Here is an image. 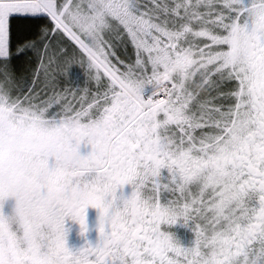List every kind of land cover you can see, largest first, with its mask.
Returning <instances> with one entry per match:
<instances>
[{
	"label": "snow or ice",
	"instance_id": "6c2138e0",
	"mask_svg": "<svg viewBox=\"0 0 264 264\" xmlns=\"http://www.w3.org/2000/svg\"><path fill=\"white\" fill-rule=\"evenodd\" d=\"M0 264H264V0H0Z\"/></svg>",
	"mask_w": 264,
	"mask_h": 264
},
{
	"label": "flooded vegetation",
	"instance_id": "af4514ba",
	"mask_svg": "<svg viewBox=\"0 0 264 264\" xmlns=\"http://www.w3.org/2000/svg\"><path fill=\"white\" fill-rule=\"evenodd\" d=\"M92 151L91 145L81 144L80 153L81 155H88ZM54 161H50L52 163ZM164 174L167 175V170H164ZM124 196H130L133 191V186L131 184L125 185L122 190ZM11 201L14 205L13 196ZM15 207V205H14ZM13 212V211H12ZM11 212V213H12ZM87 212V225L88 231L81 235V227L78 222H74L70 218H66L65 228L68 230L67 235V246L72 251H78L81 248L91 244L95 246L100 240L99 233V216L100 210L89 206L86 210ZM194 224L190 221L187 225L183 221H179L176 225L169 227L168 225H162V229L167 232L174 234L175 238L181 243L184 247H191L195 241V233L193 231ZM106 226V231H107ZM79 241V242H78Z\"/></svg>",
	"mask_w": 264,
	"mask_h": 264
},
{
	"label": "rangeland",
	"instance_id": "374dc122",
	"mask_svg": "<svg viewBox=\"0 0 264 264\" xmlns=\"http://www.w3.org/2000/svg\"><path fill=\"white\" fill-rule=\"evenodd\" d=\"M129 49H131L130 45H129ZM66 78L69 79L70 81L86 83L87 82L86 68L81 67L80 65H73L70 68L68 76ZM149 91L150 90H146L145 99H147L146 95L149 93ZM10 199H11V197H8L7 200L4 202V211L6 214H9V215L14 210V208H15L14 205L16 206V202H17L16 197H14V196H13L14 205Z\"/></svg>",
	"mask_w": 264,
	"mask_h": 264
},
{
	"label": "trees",
	"instance_id": "16d2710c",
	"mask_svg": "<svg viewBox=\"0 0 264 264\" xmlns=\"http://www.w3.org/2000/svg\"><path fill=\"white\" fill-rule=\"evenodd\" d=\"M30 23H31L30 21H26L23 19L16 20L13 22L14 31L19 33L20 30L25 28ZM63 84H64V86H67V87L82 88V87L86 86L87 82L86 83H80V82L70 81L69 79L65 78L63 80Z\"/></svg>",
	"mask_w": 264,
	"mask_h": 264
},
{
	"label": "clouds",
	"instance_id": "9594fccd",
	"mask_svg": "<svg viewBox=\"0 0 264 264\" xmlns=\"http://www.w3.org/2000/svg\"><path fill=\"white\" fill-rule=\"evenodd\" d=\"M74 166H75V161L70 162L69 170L71 167H74ZM96 195H97V198L103 197V194L99 192ZM19 220H20V215L17 213L16 215L13 216V221L18 223ZM44 224H45V227L43 231L45 234H50L52 231H54V226L49 220H45Z\"/></svg>",
	"mask_w": 264,
	"mask_h": 264
},
{
	"label": "built area",
	"instance_id": "2783aa9c",
	"mask_svg": "<svg viewBox=\"0 0 264 264\" xmlns=\"http://www.w3.org/2000/svg\"><path fill=\"white\" fill-rule=\"evenodd\" d=\"M148 93V92H147ZM148 95H150V91H149V93L146 95V97H148Z\"/></svg>",
	"mask_w": 264,
	"mask_h": 264
}]
</instances>
